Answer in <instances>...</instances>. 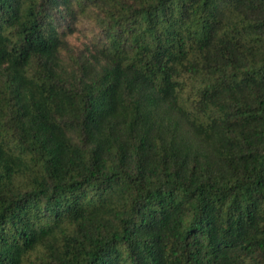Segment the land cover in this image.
<instances>
[{
    "label": "trees",
    "instance_id": "1",
    "mask_svg": "<svg viewBox=\"0 0 264 264\" xmlns=\"http://www.w3.org/2000/svg\"><path fill=\"white\" fill-rule=\"evenodd\" d=\"M0 264H264V0H0Z\"/></svg>",
    "mask_w": 264,
    "mask_h": 264
},
{
    "label": "rangeland",
    "instance_id": "2",
    "mask_svg": "<svg viewBox=\"0 0 264 264\" xmlns=\"http://www.w3.org/2000/svg\"><path fill=\"white\" fill-rule=\"evenodd\" d=\"M70 39L74 45H79L82 42V40H84V36L82 35V33H78L76 34L75 37H72Z\"/></svg>",
    "mask_w": 264,
    "mask_h": 264
}]
</instances>
